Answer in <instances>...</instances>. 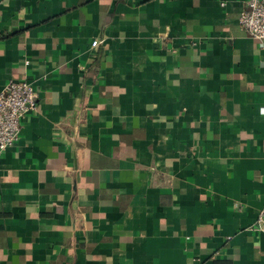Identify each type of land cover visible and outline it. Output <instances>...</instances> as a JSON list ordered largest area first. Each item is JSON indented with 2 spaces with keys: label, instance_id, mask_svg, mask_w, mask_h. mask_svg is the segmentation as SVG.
<instances>
[{
  "label": "crops",
  "instance_id": "crops-1",
  "mask_svg": "<svg viewBox=\"0 0 264 264\" xmlns=\"http://www.w3.org/2000/svg\"><path fill=\"white\" fill-rule=\"evenodd\" d=\"M245 7L0 0V90L38 93L0 155V264H264V48Z\"/></svg>",
  "mask_w": 264,
  "mask_h": 264
},
{
  "label": "built area",
  "instance_id": "built-area-1",
  "mask_svg": "<svg viewBox=\"0 0 264 264\" xmlns=\"http://www.w3.org/2000/svg\"><path fill=\"white\" fill-rule=\"evenodd\" d=\"M239 24L264 48V0H246L240 12ZM98 40L91 42L92 47ZM38 104V93L26 80H9L0 90V155L17 140L21 118L34 111ZM255 227L264 234V203L256 219Z\"/></svg>",
  "mask_w": 264,
  "mask_h": 264
}]
</instances>
